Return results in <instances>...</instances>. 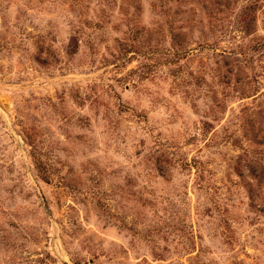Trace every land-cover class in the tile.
I'll return each instance as SVG.
<instances>
[{
	"label": "rangeland",
	"instance_id": "1",
	"mask_svg": "<svg viewBox=\"0 0 264 264\" xmlns=\"http://www.w3.org/2000/svg\"><path fill=\"white\" fill-rule=\"evenodd\" d=\"M0 264H264V0H0Z\"/></svg>",
	"mask_w": 264,
	"mask_h": 264
}]
</instances>
